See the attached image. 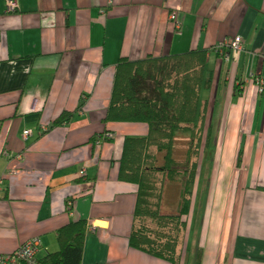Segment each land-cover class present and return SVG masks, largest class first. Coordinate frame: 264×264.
Returning a JSON list of instances; mask_svg holds the SVG:
<instances>
[{"label":"crops","instance_id":"crops-1","mask_svg":"<svg viewBox=\"0 0 264 264\" xmlns=\"http://www.w3.org/2000/svg\"><path fill=\"white\" fill-rule=\"evenodd\" d=\"M8 1L0 0V254L35 238L42 257L59 250L65 225L98 220L108 225L88 231L82 264H170L131 246L137 187L119 178L125 139L149 126L104 119L121 58L202 50L203 138L217 150L211 168L210 146L200 162L184 262L264 264V93L248 81L264 77V0H18L15 14ZM238 37L242 48L230 47ZM65 112L73 119L54 126ZM106 126L114 140L100 144Z\"/></svg>","mask_w":264,"mask_h":264},{"label":"trees","instance_id":"trees-1","mask_svg":"<svg viewBox=\"0 0 264 264\" xmlns=\"http://www.w3.org/2000/svg\"><path fill=\"white\" fill-rule=\"evenodd\" d=\"M207 55L208 51L191 50L140 60L121 58L104 119L105 124L144 122L149 126L146 136L125 139L118 161L119 178L137 187L131 246L170 264H185L187 256L185 237L205 131V124L199 125L205 121L199 103ZM220 55L224 57V51ZM210 82L208 77L206 86ZM74 115L75 112L63 113L54 126L69 123ZM111 133L106 126L97 138L99 143L112 142ZM192 136L195 150L186 151L190 155L183 159L190 166L169 175L173 145ZM170 195L180 196V207ZM89 230L83 220L62 227L58 232L59 250L42 257L38 254L40 264H82Z\"/></svg>","mask_w":264,"mask_h":264},{"label":"built area","instance_id":"built-area-1","mask_svg":"<svg viewBox=\"0 0 264 264\" xmlns=\"http://www.w3.org/2000/svg\"><path fill=\"white\" fill-rule=\"evenodd\" d=\"M20 8V4L18 0H9L7 3V12L14 13L17 12ZM174 18V17H173ZM230 47L234 49H241L242 39L241 37L236 38L235 40L231 41L229 44ZM224 50L225 48H220ZM251 82L256 85L258 92L264 93V77L257 76L255 74H251L249 79ZM24 140H27L31 136V132L26 130L24 132ZM82 177L87 176L86 170H82L80 172ZM108 222L106 221H94L88 224V227L91 231H96L97 229L101 228L102 226H107ZM39 254V241L38 239H31L23 244L16 252L13 254H0V264H40L38 259Z\"/></svg>","mask_w":264,"mask_h":264},{"label":"rangeland","instance_id":"rangeland-1","mask_svg":"<svg viewBox=\"0 0 264 264\" xmlns=\"http://www.w3.org/2000/svg\"><path fill=\"white\" fill-rule=\"evenodd\" d=\"M248 81L251 82V80H248ZM200 124H206V122L205 123L204 122H200L199 125ZM196 135L198 136L199 133H196ZM195 142L196 141L193 140V136H192L191 138L189 137V138H186L184 140L181 139V140H179V142H177V144H175V146L173 145L172 150H174V152H173V156L171 157V159L169 161V165H168V167L171 170L169 172V175H172V173L175 171V169H178L177 171L184 172V170L190 166V164H187V162H185L183 159L185 157H189V155H190L189 152H186V151H188V150L193 151L192 149L195 150V148L193 147ZM208 146L211 147L209 139H207V138L204 139L203 138V142H202V146H201L200 162L202 161L204 153H206L205 152V148L207 149ZM210 147L207 150H208V152L211 153V155H210L209 159H207V161L204 163V165H203L204 169H207L208 167L209 168L212 167L213 157L215 158V155H216V153H215L216 150H217L216 145L214 144L213 147H211V148ZM221 147H222V144H220V148ZM211 156H212V158H211ZM191 159L194 160V157H192ZM198 173H199V169H198ZM184 180H186V177L184 178ZM203 180H204V183H203ZM208 182H209V176L202 175L201 179H200V185L201 184L204 185V184H206ZM181 184L183 185V183H181ZM194 193H195V191H194ZM170 197L172 198L173 203L175 205H177L178 207H180V203H181L180 196L179 195H177V196L170 195ZM175 208H176V206H175ZM188 227H189V225H188ZM187 238H188V230L186 231V237H185L186 244H187Z\"/></svg>","mask_w":264,"mask_h":264}]
</instances>
